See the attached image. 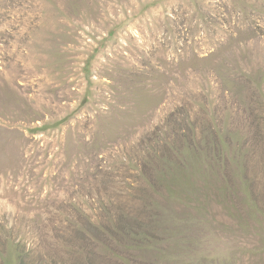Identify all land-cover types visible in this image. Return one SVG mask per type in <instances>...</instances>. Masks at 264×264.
Listing matches in <instances>:
<instances>
[{"label":"rangeland","instance_id":"rangeland-1","mask_svg":"<svg viewBox=\"0 0 264 264\" xmlns=\"http://www.w3.org/2000/svg\"><path fill=\"white\" fill-rule=\"evenodd\" d=\"M0 264H264V0H0Z\"/></svg>","mask_w":264,"mask_h":264}]
</instances>
